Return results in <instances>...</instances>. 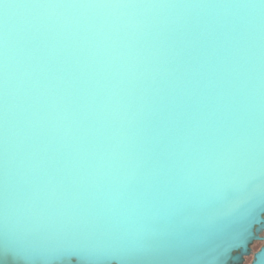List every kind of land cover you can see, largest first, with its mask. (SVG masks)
<instances>
[{"label": "water", "instance_id": "water-1", "mask_svg": "<svg viewBox=\"0 0 264 264\" xmlns=\"http://www.w3.org/2000/svg\"><path fill=\"white\" fill-rule=\"evenodd\" d=\"M263 232L260 0H0V264H245Z\"/></svg>", "mask_w": 264, "mask_h": 264}, {"label": "snow or ice", "instance_id": "snow-or-ice-1", "mask_svg": "<svg viewBox=\"0 0 264 264\" xmlns=\"http://www.w3.org/2000/svg\"><path fill=\"white\" fill-rule=\"evenodd\" d=\"M260 4L264 6V0H260ZM139 251L143 250H129L125 252V255H134ZM105 255L99 249L70 244L45 251L6 248L2 253V258L6 264H121L119 260L102 259Z\"/></svg>", "mask_w": 264, "mask_h": 264}, {"label": "rangeland", "instance_id": "rangeland-1", "mask_svg": "<svg viewBox=\"0 0 264 264\" xmlns=\"http://www.w3.org/2000/svg\"><path fill=\"white\" fill-rule=\"evenodd\" d=\"M263 244H264V242H260V241L256 242L253 245V251L257 252ZM252 259H253V256L247 257L245 264H250Z\"/></svg>", "mask_w": 264, "mask_h": 264}, {"label": "flooded vegetation", "instance_id": "flooded-vegetation-1", "mask_svg": "<svg viewBox=\"0 0 264 264\" xmlns=\"http://www.w3.org/2000/svg\"><path fill=\"white\" fill-rule=\"evenodd\" d=\"M261 236L264 237V232L261 234ZM257 242H258V241H257ZM260 242H264V240H261ZM255 243H256V242H255ZM255 243H253V244L251 245V249H252V251H253V245H254ZM263 245H264V244H263ZM263 245H262V246H263ZM262 246H261V247H262ZM261 247H260V248H261ZM255 253H256V252L253 251V255H252V256H253V259H254V254H255ZM253 259H252V261H253ZM252 261H251V262H252Z\"/></svg>", "mask_w": 264, "mask_h": 264}]
</instances>
